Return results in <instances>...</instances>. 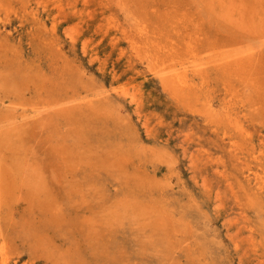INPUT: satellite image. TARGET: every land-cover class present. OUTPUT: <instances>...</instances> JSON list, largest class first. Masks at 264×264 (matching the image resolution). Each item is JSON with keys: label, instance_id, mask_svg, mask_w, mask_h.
Returning a JSON list of instances; mask_svg holds the SVG:
<instances>
[{"label": "rangeland", "instance_id": "1", "mask_svg": "<svg viewBox=\"0 0 264 264\" xmlns=\"http://www.w3.org/2000/svg\"><path fill=\"white\" fill-rule=\"evenodd\" d=\"M254 2L235 26L211 0H0V121L23 100L14 156L40 178L3 201L12 264H264ZM193 63L188 101L157 79Z\"/></svg>", "mask_w": 264, "mask_h": 264}, {"label": "bare ground", "instance_id": "2", "mask_svg": "<svg viewBox=\"0 0 264 264\" xmlns=\"http://www.w3.org/2000/svg\"><path fill=\"white\" fill-rule=\"evenodd\" d=\"M211 1H213L214 6L219 7L221 5V7L225 10L222 13L223 18L225 20H227L228 23H231L235 26H236V24H238V20L241 21V19L233 18L234 13L238 12V14H240L241 16L245 15V14L249 16L252 13H256V12H258V10H260L258 8H255V6H252L253 3H254V5L258 4V2L255 3L254 1H259L261 3H264L263 2L264 0H251V1L250 0H240V1H238V0H211ZM4 3L5 2L3 1V4ZM238 3H240V4L238 5ZM43 4H45V2ZM4 5H6V4H4ZM0 6H1V4H0ZM3 7L5 8V6H3ZM61 7H63V6H61ZM61 7L59 6V8H61ZM63 9H64V7H63ZM241 13H244V14H241ZM57 14H58V12H57ZM61 19H62L61 16L56 17L55 21L52 23L53 24V29H52L53 33H56V29L60 26L59 22H61L60 21ZM244 19L247 20L245 17H244ZM252 19H253V16H252ZM256 28H257V26H256ZM142 30H144V28H142ZM70 36H71V40L74 43H76L79 40L78 35L73 34V32ZM258 39H260V38H258ZM151 41H152V39H151ZM157 42H158V40H157ZM158 44H159V42H158ZM158 47H159V45H158ZM150 51H149L148 55L153 56L155 59L159 53L158 50H155L154 52H150ZM167 52L169 54H171V56H175L176 55L175 53L177 52V50H172V52H170V51H167ZM139 53H140V51H139ZM150 64H151V62L149 63V65ZM228 64L229 63H226L223 66H228ZM235 64L237 66H244L245 65L243 63V59H241V58L240 59L237 58L235 60ZM162 65L164 66V63ZM154 68H155V66H154ZM203 70H205L203 67H200L199 65H196L194 63L191 66H184L182 68H177V69L172 68V67H170V68L164 67V69H162V67H161V70L157 71V74L159 75V76H157V79L159 80V82L163 86L170 88L171 91L174 93V95L178 99L188 101L192 98V95L194 94V91L196 89V83H197L196 78H197V76H199L201 74V72ZM114 91H116V90H114ZM123 92H124V90H123ZM124 93L125 94H123V95L129 96L128 92H124ZM130 98L132 99V101L138 102L136 99V96L130 95ZM96 102H97L96 100H89L87 102L81 101V103H78V105L80 107L82 105L88 104L89 106H91L92 108L95 109V107L97 108V106H95ZM199 102H200V100H199ZM1 106L4 107V109H6V110L12 111L13 115H15V113L17 112V116H15V118H14V117H12L11 113H9V112L7 113L5 111L4 113H6V114L4 115V117L6 119V123L0 121V264H12L11 263L12 257L10 258V255H9V253H10L9 248H10V240L11 239H10L9 235H7L4 232V225H3L4 220H5L4 216L2 215V213H3L2 209H3V205H4L3 201L9 195L8 190H10V187H12V186H10L12 184L11 183L12 181H13L15 187L25 190L24 194L28 195V194L34 193V189L37 186V184L39 183L40 178L38 177L36 172H34V169H32L33 167L31 166V164L24 163V162H29L27 159H25V158L20 159L17 156H14V145L16 144V141L19 140L17 131L21 127L25 126V121L28 119V116H25V115L22 116V114H21L25 109V104H24L23 100H20L18 102L4 100L1 103ZM73 107L74 106H71V104L70 105L68 104V110L69 111H71ZM8 114H11V115H8ZM205 117H209V114H207ZM16 119H18V120H16ZM22 147H23V145H21L19 147H17L15 145V148H22ZM8 157H10V158H8ZM10 159H12V160H10ZM9 161H10V163H9ZM7 164H8V167H7ZM35 196H36V193H35ZM29 197L32 198L33 195H31ZM14 264H17V263H14Z\"/></svg>", "mask_w": 264, "mask_h": 264}]
</instances>
